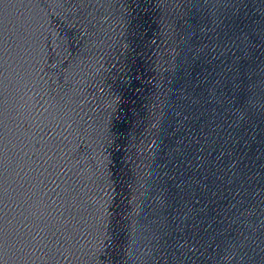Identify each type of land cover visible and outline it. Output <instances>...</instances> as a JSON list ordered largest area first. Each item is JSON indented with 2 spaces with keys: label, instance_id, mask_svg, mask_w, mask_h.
I'll return each instance as SVG.
<instances>
[{
  "label": "water",
  "instance_id": "water-1",
  "mask_svg": "<svg viewBox=\"0 0 264 264\" xmlns=\"http://www.w3.org/2000/svg\"><path fill=\"white\" fill-rule=\"evenodd\" d=\"M0 264H264V0H0Z\"/></svg>",
  "mask_w": 264,
  "mask_h": 264
}]
</instances>
